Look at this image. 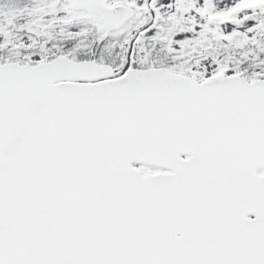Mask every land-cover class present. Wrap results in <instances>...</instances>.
<instances>
[{
	"label": "snow or ice",
	"instance_id": "snow-or-ice-1",
	"mask_svg": "<svg viewBox=\"0 0 264 264\" xmlns=\"http://www.w3.org/2000/svg\"><path fill=\"white\" fill-rule=\"evenodd\" d=\"M0 264H264V0H0Z\"/></svg>",
	"mask_w": 264,
	"mask_h": 264
}]
</instances>
